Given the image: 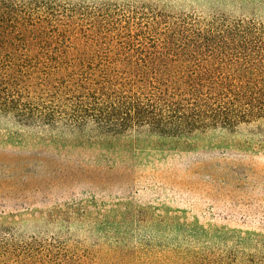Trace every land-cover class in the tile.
Segmentation results:
<instances>
[{
	"label": "trees",
	"instance_id": "1",
	"mask_svg": "<svg viewBox=\"0 0 264 264\" xmlns=\"http://www.w3.org/2000/svg\"><path fill=\"white\" fill-rule=\"evenodd\" d=\"M26 9L22 0H0L2 144L21 142L26 131L52 143L74 135L103 155L151 163L264 118V33L256 22L183 16L162 38L151 34L155 22L138 23L136 44L96 45L73 65L31 48ZM122 49L134 54L115 53ZM125 209L97 225L120 230L135 218L145 235L125 250L127 264H264V234L161 207ZM27 252L32 264L42 257L33 247Z\"/></svg>",
	"mask_w": 264,
	"mask_h": 264
},
{
	"label": "rangeland",
	"instance_id": "2",
	"mask_svg": "<svg viewBox=\"0 0 264 264\" xmlns=\"http://www.w3.org/2000/svg\"><path fill=\"white\" fill-rule=\"evenodd\" d=\"M22 1L31 48L73 65L96 45L136 44L138 23L155 22L151 34L161 38L183 16L253 21L264 33V0ZM128 51L115 53L128 57ZM24 135L0 143V264H32V247L42 256L33 264H127L125 250L145 235L135 218L120 230L97 225L127 206L166 208L204 225L264 234V118L242 124L235 136L210 134L202 148L151 163L103 155L74 135L56 143ZM118 238L126 245L118 246Z\"/></svg>",
	"mask_w": 264,
	"mask_h": 264
}]
</instances>
